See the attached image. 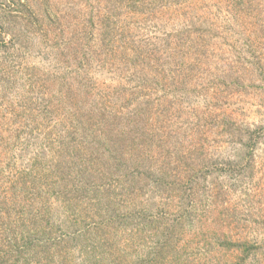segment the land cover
<instances>
[{
    "label": "rangeland",
    "instance_id": "rangeland-1",
    "mask_svg": "<svg viewBox=\"0 0 264 264\" xmlns=\"http://www.w3.org/2000/svg\"><path fill=\"white\" fill-rule=\"evenodd\" d=\"M0 264H264V0H0Z\"/></svg>",
    "mask_w": 264,
    "mask_h": 264
}]
</instances>
